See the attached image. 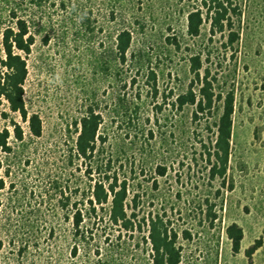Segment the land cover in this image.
I'll return each instance as SVG.
<instances>
[{"label":"rangeland","instance_id":"374dc122","mask_svg":"<svg viewBox=\"0 0 264 264\" xmlns=\"http://www.w3.org/2000/svg\"><path fill=\"white\" fill-rule=\"evenodd\" d=\"M17 1L35 37L26 56L27 108L41 116L43 129L32 136L28 122L13 114L25 137H12V151L0 154L2 264L94 259L83 249L71 255L67 218L75 202L89 206L85 195L98 177H89L90 165L73 152L76 121L89 106L103 118L105 141L95 161L127 180L130 207L145 217L159 214L177 233L181 264H264V0H231L241 13L233 29L213 33L204 22L198 36L188 33V14L200 0H0V54ZM123 29L132 33L125 60L116 50ZM232 30L239 38L230 43ZM196 54L216 94L235 95L225 174L219 163L213 173L210 155L223 99L197 117L194 105L181 109L176 102L189 89ZM4 124L11 128L0 117ZM232 223L244 230L239 252L227 235ZM137 234L120 264H152L150 247L136 245ZM257 240L261 245L248 257Z\"/></svg>","mask_w":264,"mask_h":264},{"label":"trees","instance_id":"16d2710c","mask_svg":"<svg viewBox=\"0 0 264 264\" xmlns=\"http://www.w3.org/2000/svg\"><path fill=\"white\" fill-rule=\"evenodd\" d=\"M231 0H200L188 14V33L191 36H198L204 22L210 23V29L214 32H224L233 29L235 24L234 16L241 14L236 7L232 6ZM18 1L11 5L9 16L14 25L6 26L2 31V54H0V117L8 120L9 125H0V154L12 151L11 138L15 141H23L25 137L24 126L16 120L13 114L19 115L23 121L28 122L27 128L32 136L39 137L42 134V118L38 113H30L25 98V82L29 69L26 56L32 51L35 37L30 31L26 19L18 15ZM230 43L239 38V33L232 30L229 33ZM132 42V33L123 29L117 36L116 50L122 60H125L127 51ZM203 63L200 54L191 56V72L193 79L189 89L177 97L179 108L187 104L195 106L194 115L211 112L215 110L216 101L223 99L222 113L217 122V134L214 144L215 164L213 173L217 171L225 174L228 169L229 157L231 154V142L234 129L235 95L231 90L225 96L222 93L216 94L213 81L210 78V71L205 68L202 75ZM6 103L7 110L1 109ZM103 118L101 113L94 107L89 106L76 124L77 137L73 152L82 162L89 164L87 175L98 173L89 192L85 195L87 207L74 206L67 214L72 219L71 255L76 257L82 249L92 254L83 264H120L123 256L129 248V240L136 236V245L143 242L150 247V260L152 264H181V248L177 244V233L169 228L167 222L156 214L155 216H141L135 207H130V189L126 179H119L117 174L109 173L108 167L103 169L95 158L98 153L99 143L105 141L100 133ZM95 162V164H94ZM3 181H0V188ZM137 194L131 200L136 202ZM69 199V198H68ZM83 200L85 198L83 197ZM109 202V207L104 204ZM147 232H143V227ZM129 234L128 237L126 235ZM227 235L232 240L234 252H239L244 237L243 228L237 223H232L227 228ZM128 244V245H127ZM261 245V240L246 250L248 257ZM4 246V240L0 236V250ZM27 246L19 248L18 256L26 252ZM0 264H2L0 258ZM18 264H21L18 262Z\"/></svg>","mask_w":264,"mask_h":264}]
</instances>
